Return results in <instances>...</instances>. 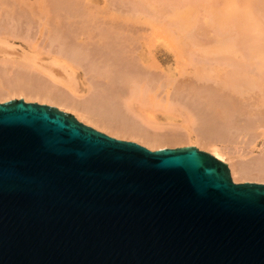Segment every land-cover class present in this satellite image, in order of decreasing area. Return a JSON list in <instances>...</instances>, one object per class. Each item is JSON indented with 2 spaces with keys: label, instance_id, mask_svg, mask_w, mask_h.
<instances>
[{
  "label": "water",
  "instance_id": "water-1",
  "mask_svg": "<svg viewBox=\"0 0 264 264\" xmlns=\"http://www.w3.org/2000/svg\"><path fill=\"white\" fill-rule=\"evenodd\" d=\"M0 264H264V184L196 147L0 103Z\"/></svg>",
  "mask_w": 264,
  "mask_h": 264
},
{
  "label": "rangeland",
  "instance_id": "rangeland-1",
  "mask_svg": "<svg viewBox=\"0 0 264 264\" xmlns=\"http://www.w3.org/2000/svg\"><path fill=\"white\" fill-rule=\"evenodd\" d=\"M7 1H9V2H12V4H17V5H22V7L23 8H26V10H27V12L30 14V13H32V14H30V16H31V18H29V17H14V18H10V17H8V19L5 17H2V14H3V12H1V16H0V26H1V28H2V26H5V27H3L2 29L0 28V37L2 36V35H4L5 37H7L8 35V37H9V45L8 46H6V45H4V49L3 50H1L0 51V81L1 82H4L5 84L8 82V83H14L15 81H18V80H20V79H23V80H27L28 79V77L30 78V77H32V78H30V79H32V80H35V77H36V80H38V82L39 83H41L42 85H44V88H45V85H50V86H46V88H49V87H51V91H56V89L58 90V91H65V92H68L67 90V88L65 87V86H63L61 83H56L55 81H53L52 80V78L50 77V76H48V75H50L49 74V72H50V68L51 69H64V64H66V62H65V60L66 61H70V58H74L75 59V56H76V58H77V56L78 55H75V52L77 51V46H76V44L78 45V46H80V43L78 42V40L80 39V37H81V39L80 40H83L85 37V35H83V37L82 36H80V35H78V36H80L79 37V39H77L78 38V36L77 35H75V33L73 34V32H71L70 33V31H68V32H65L64 34V36H63V34H58V33H56V32H51V30H52V27L54 26V23L55 22H50V24L49 25H46L45 26V23L42 21V19L39 17V16H41V13H40V10L38 9V5L40 4V0H7ZM95 1V3H98L99 4V8H103V7H105V6H107V7H111V8H108V9H110L109 11L111 12L112 11V13H117V14H120V11H121V15H129V16H138V15H141L142 14V16H146V17H148L149 15H148V13L147 12H149V14H151V15H155L154 17H156V18H154V17H152L151 16V18H150V16L148 17V18H150V19H152V20H154V24L157 26V27H155V25L154 26H151V25H146V24H138V25H136L137 26V28H138V26L139 27H142V29H144L145 30V32L147 33V35H148V38H150V44H151V42H153L152 44H154V45H152V50H153V56L150 54L149 56H150V62H151V66H149L148 67V64H143V63H140L139 64V66H138V70L140 71V73L138 74V76H136V78L137 79H135L134 80V83L135 84H133L132 82H130L131 83V85L128 83L127 84V86L129 85V88L127 87V86H125V87H127V88H125V87H122V88H118V90H117V92H115L116 91V87H112L113 88V90H111L110 89V91L108 92V94H110V92L112 91H114L113 93H111V94H115V96L113 95V97L112 96H110V95H106V97H104V95L107 93V91L105 90V92H100V91H102L103 90V88H104V84H105V82H104V80H100L99 79V81L97 82V80H96V83H95V81H93L94 83H95V87H96V85H97V87L96 88H100V87H102V90H101V88L99 89L98 88V90H99V92H98V90H94L93 91V89H91V87L90 86H88V85H86V87H87V90L88 91H93V92H86L85 90H86V87L84 86V87H82V91H84L83 93H81L80 94V96H76V97H74L75 95H73V98H78L79 100H81V101H84V103L86 102V103H88V104H90L91 106L94 104L95 105V103H96V105L97 106H100L99 107V110L96 108V109H93L94 110V112H98V113H105V110H106V113L105 114H107V115H111V111H113L112 112V115L113 116H115V115H117L116 117L118 118V119H122L124 116L127 118V124H130L132 127L134 126V124L135 123H138V124H136L135 125V128H138L139 126V128L138 129H147L146 130V132L145 133H151V134H154V137H157V136H155V135H158L159 137H161L162 136V134H163V136L162 137H164V136H166V135H168V134H166V133H171V131H172V135H174V136H183V138L186 136L187 137V141H186V139H185V141H181V142H183V143H181L180 142V144L178 143V144H173L174 143V141L172 142V144H171V142H169L167 145V148H171V149H175V148H184V147H196L197 149H199V150H201V151H204V152H207V153H209V154H212V150L209 148H204V147H202L200 144H198V143H195V140H194V137L195 136H199L200 134H202L203 135V137L200 135V137L201 138H204L205 139V137H206V139L208 138V137H211V140L213 141L214 139L215 140H217V142L216 143H218L220 146H223V145H225L226 147H228V150L230 149V151H228V153H229V155H233V158H234V160H232L233 158H232V156H226L225 158H224V160H222L223 162H225L227 165H228V167H229V162H230V160H231V162H232V164H246V165H250V166H252L251 168H252V174H250L251 176L254 174V176H257L258 175V177L259 178H257L256 177V179L253 177H249V178H239V180H237V179H233V177H232V180H233V182L234 183H246V182H251V183H261V184H264V180L262 179V178H264V173H262L261 172V170H260V168L264 171V168H263V166H264V132H263V130H264V126L262 127V125L261 126H259L258 128V130H257V132H254V133H248L247 135H248V137H247V139H245V137L247 136H242V134H241V132L239 131L238 132V130H233V129H231L230 130V128L228 127V131H227V128L226 127H222V126H220L219 124L220 123H218V122H215V120H213V118L214 119H216L214 116L212 117H210V114H207V112L205 111V112H203V110H204V108L203 107H201V105L198 103L199 102V100L198 101H196V98L193 96V93H194V91H193V93L191 94L190 93V89L188 88L190 85H192L195 89H197L198 88V90H200V88H202L203 89V85H205V87L207 86L208 87V85H209V87L210 86H212L213 88H218L219 87V85H218V87H215V84L217 85V83L218 82H220V77H221V79H222V81L220 82V84H223L224 82H225V80L226 79H228L227 77H229V83H234V82H236V81H238L239 82V80H242V81H244V77H245V72L244 71H251V72H257V70L259 69V68H263V70H264V67H263V64H264V39H263V37H264V0H254V2L252 3V5H251V12H250V14L245 18V20H244V22H243V26H237V22H235V21H233V22H230V23H227L226 25L224 24H222V25H220V24H218L217 22L215 23V19L209 14V17H208V14L206 13L205 15H207V17L205 16V15H203V14H201V13H199V14H201V15H199L198 13L197 14H194V16H193V19L188 23V22H184V23H182V22H179L178 20H177V22H176V20H169V17H171L172 15H174V13L175 12H177L178 11V9L179 10H181V9H183V8H185V7H193V6H190V2H191V0H181L182 2H181V4H180V6L183 4V2H184V5H185V7L182 5V7H180V6H178L179 4H176V3H179V2H170L171 4L173 3V4H176V7H173L172 5H170V3H169V1H171V0H159V1H154V0H94ZM133 1H135V2H137V4L135 5L134 3H133ZM148 1V2H147ZM151 1V2H150ZM162 1H164V2H162ZM172 1H174V0H172ZM176 1V0H175ZM177 1H180V0H177ZM204 0H195V2H194V0L192 1L193 3H192V5L194 4V6H196L197 7V4L199 3H201V2H203ZM206 1V0H205ZM132 2V3H131ZM156 2V3H155ZM169 4H168V3ZM187 2V5L185 4ZM259 2V3H258ZM105 3H106V5H105ZM109 3V4H108ZM111 3V4H110ZM138 3H139V6H143V9L142 10H137L138 9V7H137V5H138ZM147 3V4H146ZM154 5H153V4ZM190 3V4H189ZM196 3V4H195ZM257 3V4H256ZM101 4V5H100ZM122 4V5H121ZM131 6H130V5ZM144 4V5H143ZM156 4V5H155ZM159 4V5H158ZM162 4V5H161ZM259 4H260V6H259ZM110 5V6H109ZM160 6V7H158V6ZM164 5H166V7L164 6ZM169 5L171 6V7H169ZM215 5V4H214ZM263 5V6H262ZM102 6V7H101ZM126 6V7H125ZM133 6V7H132ZM151 6H153V10L154 11H151L152 10V8H151ZM162 6V7H161ZM236 6V7H235ZM30 7H32L35 11H32V9L30 8ZM131 7V8H130ZM135 7H137V8H135ZM146 7V8H145ZM157 7L159 8L158 9V11H160V13H161V11H162V13H164V14H159V12L157 11ZM165 7V8H164ZM169 7V8H168ZM256 7V8H255ZM127 8V9H126ZM133 8V9H132ZM150 8V9H149ZM156 8V9H155ZM167 8V9H166ZM174 8H175V10H174ZM231 8H233L232 10H236V11H238L239 10V8H240V5H233V6H230V9ZM115 9V10H114ZM144 9H146L145 11H144ZM148 9H149V11H148ZM170 9V10H169ZM177 9V10H176ZM255 11H253V10ZM261 9H262V11H261ZM114 10V11H113ZM120 10V11H119ZM132 10V11H131ZM165 10V11H164ZM170 12H169V11ZM116 11V12H115ZM138 11V12H137ZM139 11H142L141 13L139 12ZM147 11V12H146ZM158 13H157V12ZM258 11H260V12H258ZM126 12V13H125ZM135 12V13H134ZM134 13V14H133ZM140 13V14H139ZM157 15H156V14ZM168 13V14H167ZM171 13V14H170ZM254 13V14H253ZM6 13L4 12V15H5ZM131 14V15H130ZM145 14V15H144ZM166 14V15H165ZM170 14V15H169ZM169 15V16H168ZM201 16V17H198V18H202V19H196L197 17L196 16ZM253 15V16H252ZM259 15V16H258ZM203 16H205V17H203ZM2 17V18H1ZM158 17H160V18H158ZM166 17V18H165ZM211 17V18H210ZM10 18V19H9ZM23 18H25V19H23ZM163 18V19H162ZM165 18V19H164ZM205 18V19H204ZM207 18H208V20H207ZM14 21H13V20ZM28 19V20H27ZM45 19V18H44ZM158 19V20H157ZM251 19V20H250ZM3 20H4V22H3ZM5 20H8V21H5ZM163 20H164V23H163ZM210 20H211V22H210ZM247 20V21H246ZM250 20V21H249ZM261 20H263L262 22H261ZM20 21V22H19ZM23 21V22H22ZM158 21H160V22H158ZM167 21V22H166ZM193 21V22H192ZM195 21V22H194ZM198 23H197V22ZM209 21V22H208ZM27 22V23H26ZM170 22V23H169ZM249 22V23H248ZM4 23V24H3ZM20 23V24H19ZM31 23V24H30ZM168 23V24H167ZM186 23H188V24H186ZM195 23V24H194ZM196 23H197V25H196ZM206 23H207V25H206ZM233 23V24H232ZM245 23H246V25H245ZM248 23V24H247ZM258 23V24H257ZM260 23H261V25H260ZM24 24V25H23ZM162 24H163V26H162ZM166 24V25H165ZM170 24H171V26H170ZM181 25V27H180V25ZM182 24H184V25H182ZM199 24V25H198ZM205 24V25H204ZM212 24V25H211ZM231 24V25H230ZM257 26H256V25ZM160 27H159V26ZM196 25V26H195ZM208 25H209V27L210 28H206V27H208ZM233 25V26H232ZM20 26V27H19ZM169 26V27H168ZM196 28H195V27ZM202 28H201V27ZM204 26V27H203ZM36 27V28H35ZM44 28V29H42V28ZM191 29H190V28ZM193 27V28H192ZM238 27H239V29H238ZM157 28V29H156ZM170 28V29H169ZM172 28H173V30H172ZM211 28H213V29H211ZM216 28H218V29H216ZM259 30H257V29ZM4 29V30H3ZM6 29V30H5ZM41 29V30H40ZM141 29V30H142ZM155 29V30H154ZM165 29V30H164ZM176 29V30H175ZM179 29H180V31H179ZM195 29V30H194ZM202 29V30H201ZM207 29H211L210 31L209 30H206ZM215 29H216V32H219V34L218 33H216L215 32ZM225 29H227V30H225ZM235 29V30H234ZM244 29V30H243ZM42 30H43V34H41V32H42ZM162 30V31H161ZM167 30H170L171 31V33H170V31H167ZM224 30V31H223ZM234 32H233V31ZM240 30V31H239ZM158 31V32H157ZM166 31L169 33H166ZM174 31V32H173ZM175 31H176V33H175ZM214 31V35L216 36V34H217V36L215 37V36H213L212 35V32ZM227 31V32H226ZM239 31V32H238ZM253 31H254V33H253ZM6 32H7V36H6ZM12 32V33H11ZM154 32V33H153ZM189 32V33H188ZM195 33V37L193 36V33ZM208 32V34H206ZM225 32H226V34H225ZM228 32H229V35H228ZM236 32V33H235ZM239 34H238V33ZM246 34H245V33ZM258 32V33H257ZM1 33H4V34H1ZM68 33V34H67ZM164 33L166 34V35H164ZM201 33H203V35H201ZM222 33H224L225 34V38L224 37H222L223 36V34ZM232 33V34H231ZM53 36H52V35ZM155 34V35H154ZM157 34V35H156ZM178 34V35H177ZM206 34V35H205ZM220 34H221V36H220ZM240 34H242V35H240ZM261 34V35H260ZM50 35V36H49ZM152 35V36H151ZM159 35V36H158ZM172 35H174V36H180L181 38H185L184 40L186 41V44H188V45H186L185 46V49L187 50L186 52V57H187V60H189V61H187V64H186V71L184 72V73H187L186 75L185 74H183L182 72V68H180V67H178L177 66V64H176V62H177V56H173V54H175L176 55V52L173 50V52L174 53H172V49H170V45H173L172 44V39H174L173 37H171ZM228 35V36H227ZM231 35H233V36H231ZM236 35V37H234ZM244 35H245V38H244ZM252 35V36H251ZM253 35H255L254 37H253ZM57 36V37H56ZM59 36V37H58ZM70 36V37H69ZM74 36V37H73ZM157 36V37H156ZM161 36V37H160ZM170 36V37H169ZM185 36H189V37H185ZM199 36H201V37H199ZM204 36V37H203ZM211 36V37H210ZM3 37V36H2ZM52 37V38H51ZM63 37V38H62ZM156 37V38H155ZM207 37V38H206ZM253 37V38H252ZM257 37H259L258 39H257ZM170 38V39H169ZM188 38V39H187ZM193 38V40H191L190 41V39H192ZM216 38V39H215ZM227 38V39H226ZM231 39V41H230V39ZM237 38V39H236ZM238 38H239V40H238ZM248 38V39H247ZM73 41H72V40ZM163 39V40H162ZM202 40V42H204V44L201 42V40ZM212 39V40H211ZM226 39V40H225ZM234 39H236V40H234ZM244 39H245V41H244ZM260 39V40H259ZM51 40V41H50ZM77 40V41H76ZM86 39H84L83 41H85ZM154 40V41H153ZM160 40V41H159ZM199 41V43H198V41ZM204 40H206V41H204ZM211 40V41H210ZM218 40V41H217ZM157 41H159V42H157ZM194 41V42H193ZM210 41V42H209ZM215 41V42H214ZM224 41H226V43L224 42ZM231 43H230V42ZM233 41V42H232ZM235 41H237V42H235ZM244 41V42H243ZM56 42V43H55ZM67 42V43H66ZM162 42V43H161ZM165 42L167 43V45H165V46H163L164 44H165ZM202 44H201V43ZM208 42V43H207ZM222 42H224V43H222ZM60 43V44H59ZM70 43V44H69ZM156 43V44H155ZM158 43H160V44H158ZM191 43H193V44H191ZM210 43V44H209ZM212 43H213V45H212ZM238 43V44H237ZM62 44V45H61ZM162 44V45H161ZM207 44V45H206ZM223 44H225V46L223 45ZM235 44V45H234ZM237 44V45H236ZM240 44V45H239ZM258 44H259V46H258ZM66 45V46H65ZM70 45V46H69ZM194 45H195V48H194ZM198 45V46H197ZM209 45V46H208ZM212 45V47H210ZM223 45V46H222ZM228 45V46H227ZM232 45V46H231ZM248 45V46H247ZM250 45V46H249ZM256 45V46H255ZM10 46V47H9ZM51 46V47H50ZM56 46V47H55ZM190 46V47H189ZM197 46V47H196ZM238 46V47H240V46H242V47H240V49L237 47V49H236V47ZM245 46V47H244ZM62 47V48H61ZM73 48V50H75L74 52L72 51V48ZM167 47V48H166ZM205 47V48H204ZM209 49H208V48ZM213 47H215V48H213ZM251 47H254L253 49L251 48ZM255 47H256V49H255ZM258 47H262V48H258ZM64 48H65V50H64ZM70 48V49H69ZM75 48V49H74ZM194 48V49H193ZM197 48V49H196ZM199 48V49H198ZM230 48V49H229ZM244 48H245V50H244ZM247 48L249 49V52H248V50H247ZM62 49H63V51H62ZM203 49V50H202ZM213 49V50H212ZM231 49H233V50H231ZM235 49V50H234ZM243 49V51H241ZM169 50H171V52L169 51ZM190 50V51H189ZM196 50V51H195ZM217 50V51H216ZM240 50V51H239ZM252 52H251V51ZM254 50V51H253ZM257 50V51H256ZM59 51V52H58ZM100 51L99 49L97 50L96 49V51L94 52V54H92L93 55V57L95 56V57H97L98 59L96 60V61H91V62H89V60H91V59H84L82 56H83V54H81L80 56H81V58L78 56V59H77V62L79 61V63H77V65L76 64H74V65H76L77 66V68L79 69L78 70V73H80L81 75H83L84 73H82V71H83V69L86 71V73L88 74L89 73V75L90 76H92V73H93V69L92 68H94L95 69V63H98V64H96L97 66H99V69L100 70H102V68H106V67H108L109 65H112V64H114L113 63V61H110L111 60V58L113 57V56H110L109 58H108V53L106 54V52L104 53V51H100L99 53L98 52ZM192 51V52H191ZM194 51V52H193ZM202 51V52H201ZM215 51V52H214ZM228 51V52H227ZM231 51V52H230ZM261 51H263V52H261ZM71 52H73V53H71ZM102 52V53H101ZM190 52V53H189ZM204 52V53H203ZM218 52V53H217ZM221 52H222V55H221ZM247 52V53H246ZM59 53H61L62 54V57L63 56H65L64 57V59L65 60H62L63 61V63L61 62V60H59V58H60V54ZM66 55H65V54ZM67 53H69V55H67ZM97 53V54H96ZM104 53V54H103ZM223 53H224V55H223ZM243 53V54H242ZM245 53V54H244ZM251 53V54H250ZM261 53H262V56H261ZM50 54V55H49ZM64 54V55H63ZM248 54L250 55V56H248ZM72 55V56H71ZM104 55H106V57L109 59V61L108 62H112V64L111 63H109V65H108V62H107V58L106 57H103L102 58V56H104ZM188 55V56H187ZM204 55V56H203ZM209 55V56H208ZM235 55V56H234ZM244 55V56H243ZM69 56H70V58H69ZM151 56H152V59H151ZM193 57L192 59H191V57ZM198 56V57H197ZM223 56V57H222ZM228 58H227V57ZM230 56V57H229ZM233 56H234V59H233ZM239 56V57H238ZM241 56V57H240ZM244 58H243V57ZM248 56V57H247ZM253 56V57H252ZM221 57H222V61L219 63L218 61L219 60H221ZM237 57V58H236ZM245 57H247V58H245ZM252 57V59H250ZM72 58V59H73ZM101 58L103 59V61L101 60ZM175 59V61H174V59ZM209 58V59H208ZM214 58V59H213ZM216 58V59H215ZM225 58V59H224ZM250 60H249V59ZM260 58V59H259ZM84 59V60H83ZM106 59V60H105ZM190 59H191V62H190ZM201 59H202V61H201ZM206 59L208 60V62L206 61ZM227 59V60H226ZM228 59H229V61H228ZM236 59V60H235ZM240 59V60H239ZM81 60V61H80ZM101 60V61H100ZM193 60H195V61H193ZM204 60V61H203ZM209 60H210V62H209ZM212 60V61H211ZM217 60V61H216ZM242 60H244V61H242ZM252 60V61H251ZM257 60V61H256ZM98 61V62H97ZM154 61H155V63H154ZM207 63H206V62ZM214 61V62H213ZM233 61H235V62H233ZM239 63H238V62ZM251 61V62H250ZM85 62V63H84ZM93 62V63H92ZM95 62V63H94ZM158 62V63H157ZM175 62V63H174ZM204 64H203V63ZM215 62H216V65H215ZM218 62V63H217ZM250 62V63H249ZM253 62V63H252ZM257 62V63H256ZM90 63H92L93 65H91ZM105 63H106V65H105ZM154 63V64H153ZM209 63H211V64H209ZM233 63V64H232ZM243 63V64H242ZM245 63H246V65H245ZM251 64L250 66H249V64ZM256 63V64H255ZM101 64V65H100ZM155 64H157V65H155ZM175 64H176V67H175ZM193 66H192V65ZM195 64V65H194ZM209 64V65H208ZM217 64H219V65H217ZM238 64H240V65H238ZM258 64V65H257ZM260 64V65H259ZM85 65V66H84ZM116 65H117V63H116ZM119 65V67H121V69H122V66H120V64H118ZM143 67H142V66ZM144 65H145V67H144ZM146 65H147V67H146ZM188 65H189V68L190 67H192L193 69L191 70V69H188ZM197 65V66H196ZM221 65V67H219ZM229 65V66H228ZM231 65L233 66V67H231ZM235 65H237L236 67H235ZM254 67H253V66ZM80 66H82L81 68V70H80ZM87 66H90L89 68H90V70H89V68H87ZM91 66H93V67H91ZM101 66V67H100ZM102 66H104V67H102ZM140 66H141V68H140ZM156 66V68H154V67ZM157 66H159V67H157ZM194 66H195V68H194ZM207 66V67H206ZM214 66V67H213ZM225 66H226V68H225ZM240 66V67H239ZM244 66V67H243ZM260 66V67H259ZM85 67V68H84ZM178 67V68H177ZM202 67H203V69H202ZM210 67V68H209ZM217 67V68H216ZM239 67V68H238ZM245 67H250L249 69L248 68H246V69H242L241 70V68H245ZM46 68H48V69H46ZM143 68H144V70H143ZM148 68V69H147ZM152 68H154V70L152 69ZM180 68V69H179ZM207 68V70H211V71H208L207 72V70H205ZM221 69V71H220V69ZM228 68H229V71H228ZM252 68V69H251ZM120 69V68H119ZM142 69V70H141ZM147 69V70H146ZM151 69V70H150ZM215 69H219V72L217 71V73L215 72ZM248 69V70H247ZM254 69H255V71H254ZM92 70V71H91ZM104 70V69H103ZM174 70V71H173ZM179 70H180V72H179ZM189 70V71H188ZM193 72H191V71ZM194 70V71H193ZM234 70V71H233ZM239 70V71H238ZM143 71V72H142ZM200 71V72H199ZM227 71L229 72V74H227ZM238 71V72H237ZM241 71H243V73L241 74ZM84 72V71H83ZM92 72V73H91ZM142 72V73H141ZM179 72V73H178ZM191 72V73H190ZM204 72V73H203ZM207 72V73H206ZM215 72V73H214ZM197 73V74H196ZM211 73H213V74H211ZM179 74H181V75H179ZM196 74V75H195ZM210 74V75H209ZM233 74V75H232ZM238 74H240V75H238ZM88 75V76H89ZM148 75H150V76H148ZM182 75H183V77H182ZM184 75H185V77H184ZM188 75V76H187ZM213 75V76H212ZM218 77H217V76ZM223 75H225L224 77H223ZM235 75H237V76H235ZM22 76V77H21ZM24 76H28V77H25V79L23 78ZM87 76V77H88ZM147 76V77H146ZM155 76V77H154ZM176 76V77H175ZM192 76V77H191ZM194 76H196V77H194ZM198 76V77H197ZM207 76V77H206ZM233 76H235V77H233ZM241 76V77H240ZM244 76V77H243ZM34 77V78H33ZM144 77V78H143ZM146 77V78H145ZM171 77V78H170ZM189 77V78H188ZM200 77V78H199ZM203 77V78H202ZM212 77V78H211ZM232 77V78H231ZM248 77V78H247ZM246 78H247V80L248 81H253L254 80V78H250L249 76H247ZM140 78V80L138 81V79ZM143 78V79H142ZM147 78H148V80H147ZM150 78V79H149ZM173 78V79H172ZM176 78V79H175ZM196 78H198L197 80H196ZM215 78V79H214ZM226 78V79H225ZM234 78H237V79H235V80H233ZM242 78V79H241ZM13 79V80H12ZM15 79V80H14ZM88 79H90L91 81H92V77L91 78H89L88 77ZM166 79H167V81H166ZM175 79V81H173ZM224 79V80H223ZM10 80V81H9ZM143 80V81H142ZM168 80H170V82L168 81ZM201 80V81H200ZM205 80V81H204ZM206 80H209L208 82H209V84H208V82L206 81ZM216 80H218V82L216 81ZM228 80H226V82L228 81ZM6 81V82H5ZM137 81H138V83H140V82H143L142 84L140 83V84H138L137 85ZM148 81V82H147ZM152 81V82H151ZM164 82V84H163V82ZM166 81V82H165ZM203 81V82H202ZM231 81V82H230ZM234 81V82H233ZM0 82V85L2 84ZM145 82V83H144ZM158 82H161V85L158 83ZM173 82H175L174 84H173ZM186 82H187V84H186ZM190 82H192V83H190ZM205 82H207V83H205ZM217 82V83H216ZM7 83V84H8ZM10 83V84H11ZM44 83V84H43ZM102 83V84H101ZM149 83V84H148ZM168 83H170V85L168 84ZM203 85H202V84ZM211 83H212V85H211ZM249 83V82H248ZM132 84H133V86H132ZM145 85V87H144V85ZM158 84H159V87H158ZM168 84V85H167ZM184 84V85H183ZM186 84V85H185ZM190 84V85H189ZM214 84V85H213ZM219 84V83H218ZM101 85V86H100ZM135 85H136V87H135ZM140 85H142L141 87L142 88H140L139 86ZM150 85L152 88L151 89H147V87ZM164 85V86H163ZM172 85H173V87H174V89H173V91H172ZM53 86V87H52ZM131 86V87H130ZM163 88H162V87ZM165 86H167L166 88V90H165ZM171 86V88H169V87ZM175 86H177V87H175ZM180 88H179V87ZM199 86V87H198ZM94 87V86H93ZM95 87H94V89H95ZM132 87H134L133 89H132ZM110 88V87H109ZM124 88L126 89V90H124ZM131 88V89H130ZM137 88H138V90H137ZM148 88H150V87H148ZM162 88V89H161ZM188 88V89H187ZM55 89V90H54ZM139 89H141L140 91H139ZM156 89H158L159 90V92H158V90H156ZM179 89V90H178ZM122 91V93H124L123 94V97H119V93L121 94V96H122V93H121V91ZM123 90L124 91H126V92H123ZM146 90H148V91H146ZM150 90L152 91V90H155V92H154V94L155 93H158L157 95H158V97L156 96L155 98H157L156 99V101L154 100V97H152L151 96V94L153 93V92H150ZM163 90V91H162ZM171 90V91H170ZM189 90V91H188ZM118 91H119V93H118ZM127 91H131V92H128L127 93ZM136 91V92H135ZM138 91H139V93L141 92V95L143 96H141V95H138L139 93H138ZM144 91V93H142ZM170 93H169V92ZM185 91V92H184ZM203 92H204V90H202ZM201 90H200V92H202ZM133 92V93H132ZM188 92V93H187ZM192 92V91H191ZM197 92V91H196ZM200 92H198L197 94H199ZM69 93V92H68ZM87 93V95H88V97H87V95H85ZM88 93H90V94H88ZM93 93H95V94H100V98H98V94L97 95H95V94H93ZM104 93V94H103ZM127 95H126V94ZM148 93H150V95L148 94ZM167 93L168 94H171V95H169V99H168V96H167ZM179 93V94H178ZM19 93H15V94H11V96H8V94H3V96L0 94V98L2 99L3 97H4V95H7V96H5L2 100L0 99V103H7V102H10V101H12V100H20V99H23L25 102H27V103H38V104H46V105H50V106H54V107H56L57 108V106L56 105H54V104H51L50 102H46V101H44V102H42V100H36V98H28V97H26V95H18ZM92 94V95H91ZM103 94V95H102ZM186 94V95H185ZM196 94V95H197ZM9 95H10V93H9ZM70 95H71V93H70ZM83 95L85 96V97H83ZM93 95H95V97L93 96ZM129 95V97H127ZM145 95V96H144ZM151 97V98H149V96ZM201 95H202V93H201ZM90 96H92V97H90ZM97 96V97H96ZM139 96L141 97V99L139 98ZM146 96H148V98L150 99V101L148 100V98L146 97ZM82 97V98H81ZM87 97V98H86ZM108 97V98H107ZM116 97V98H115ZM127 97V98H126ZM131 97V98H130ZM137 97V98H136ZM145 97V98H144ZM238 96H235L234 98H237ZM81 98V99H80ZM96 98H98V99H96ZM105 100H104V99ZM117 98H119V99H117ZM124 98V99H123ZM135 98V99H134ZM139 98V99H138ZM77 99V100H78ZM83 99V100H82ZM87 99V100H86ZM93 99H95L94 101H92ZM109 99L111 100H113L112 102H110L109 101ZM118 101H117V100ZM123 99V100H122ZM127 99H128V101H127ZM130 99H132V100H130ZM193 99V100H192ZM238 99V98H237ZM109 102H108V101ZM148 100V101H147ZM153 100V101H152ZM163 100V101H162ZM91 101V102H90ZM102 101V102H101ZM116 103H115V102ZM122 101V102H121ZM158 101V102H157ZM159 101H160V103H159ZM171 103H169V102ZM192 101V102H191ZM102 104H101V103ZM104 102V103H103ZM106 102H108V103H106ZM118 102V103H117ZM127 102V103H126ZM148 104H147V103ZM153 102V103H152ZM155 102H157V103H155ZM190 102L192 103V104H190ZM92 103V104H91ZM111 103V104H110ZM129 103H131V104H129ZM151 103V104H150ZM160 104V105H157V104ZM161 103H164V104H161ZM196 103V104H195ZM105 104V105H104ZM108 104H110L111 105V110L109 109V107H110V105H109V107H107V105ZM113 104H114V107H113ZM116 104H118V105H116ZM121 104V105H120ZM93 105V108L96 106H94ZM102 105H104V106H102ZM134 105H135V107H134ZM166 105H168V106H166ZM170 105V106H169ZM193 105V106H192ZM96 106V107H97ZM106 106V107H105ZM116 106H118V107H116ZM161 106V107H160ZM162 106H163V108H162ZM173 106V107H172ZM197 106V107H196ZM103 107H105L104 108V110L102 111V108ZM128 107H129V109H128ZM164 107H166V108H164ZM171 109H169V108ZM180 107H181V109H180ZM199 107H200V109H199ZM106 108H108V112H107V109ZM117 108V109H116ZM121 108V109H120ZM132 108H133V111H132ZM134 108H135V110L136 111H134ZM173 108V109H172ZM183 108V109H182ZM194 108V109H193ZM198 108V109H197ZM201 108H202V110H201ZM114 109V110H113ZM119 112V110H120V113L119 114H122V113H124V115H123V117H121V118H119L120 116H119V114H118V112L116 111V110ZM131 109V110H130ZM174 109H178L177 110V112H176V110H174ZM59 110H62V109H59ZM96 110H98V111H96ZM110 110V111H109ZM123 110V111H122ZM167 110V111H166ZM168 110H169V112H168ZM184 110V111H183ZM196 110V111H195ZM62 111H64V112H67V113H70V114H72V115H74L75 116V118H76V114H74V112L72 111V112H69V111H66V110H62ZM122 111V112H121ZM134 112V113H133ZM167 114H166V113ZM176 112V113H175ZM187 112V113H186ZM189 112V113H188ZM205 113V114H204ZM115 114V115H114ZM140 114V115H139ZM170 114V115H169ZM207 114V115H206ZM172 115V116H171ZM191 115V116H190ZM201 115V116H200ZM203 115V116H202ZM209 116V117H208ZM115 118V117H114ZM129 118V119H128ZM205 118V119H204ZM206 118H208V119H206ZM254 117H248V118H245V120H246V122H248L249 124H255L256 123V119H254L255 120V122H254ZM78 121H80L78 118H76ZM124 119L125 118H123V120H121V122L123 121V123L125 122L126 123V121H124ZM151 119V120H150ZM189 119V120H188ZM248 119V120H247ZM252 119V120H251ZM146 120V121H145ZM148 120V121H147ZM251 120V121H250ZM153 121H154V123H153ZM194 121V122H193ZM213 121V122H212ZM80 122H82L83 124H85V125H87V126H90V127H92V128H94V129H96V130H98L99 132H102V133H104V134H106V135H108V136H110V137H113V138H116V139H120V140H126V141H132V142H136V143H138V144H140V145H142V146H144V147H146V148H148V149H150V150H152V151H155V150H159L158 148H159V146H154L155 144H151V143H147L146 144V142L147 141H145V142H143V139L141 140L140 138H138L137 137V139H134L131 135H127V136H129V138H127V137H125V136H123V135H119V134H116V136L114 135V133L113 132H107V131H105L103 128L101 129L100 127H98V129L96 128V127H94V126H92V125H90V124H87V123H85V122H83V121H80ZM130 122V123H129ZM131 122L132 123H134L133 125L131 124ZM186 122H187V124H186ZM152 123V124H151ZM210 123V124H209ZM213 123H215V124H213ZM216 123H218V124H216ZM213 124V125H212ZM253 124V125H254ZM138 125V126H137ZM209 125H211V126H209ZM215 125L217 126L216 128H215ZM129 126V125H128ZM137 126V127H136ZM155 126V127H154ZM188 126H190V128L191 129H189V127ZM207 126V127H206ZM194 127V128H193ZM213 127H214V130H213ZM219 127V129H217ZM262 127V128H261ZM207 128V129H206ZM171 131H170V130ZM185 130V131H187V134H188V131L190 132L189 134H188V136L191 134L192 135V139H190L188 136H187V134H185V136H184V134L183 133H186L185 131H181V130ZM257 129V128H256ZM255 129V130H256ZM261 129H263V130H261ZM102 130H104V131H102ZM168 132H167V131ZM173 130L175 131V132H173ZM193 130V131H192ZM197 130V131H196ZM200 132H199V131ZM206 130V131H205ZM208 130V131H207ZM219 130V131H218ZM223 132H225V133H223ZM148 131V132H147ZM196 131V132H195ZM156 132H158V134H156ZM164 132V133H163ZM166 132V133H165ZM177 132H179L178 134L179 135H177L176 133ZM181 132H182V134H181ZM199 132V133H198ZM230 132V133H229ZM113 135H112V134ZM174 133V134H173ZM196 133H198L197 135H196ZM111 134V135H110ZM195 136H194V135ZM211 136H210V135ZM252 134V135H251ZM119 135V136H118ZM209 135V136H208ZM258 135V136H257ZM118 136V137H117ZM153 136V135H152ZM224 136V137H223ZM240 136H241V138H240ZM122 137V138H121ZM130 137H132V138H130ZM213 137V138H212ZM254 139H253V138ZM188 139L189 140H191V141H188ZM205 139V140H206ZM139 140H141V141H139ZM208 140H210V138H208ZM179 141V140H178ZM178 141H175L176 143L178 142ZM225 141V142H224ZM215 142V141H214ZM223 142V144H221V143ZM246 143V144H245ZM160 145V144H159ZM153 147L152 149L151 148H149V147ZM232 150V151H231ZM213 155V154H212ZM214 156V155H213ZM228 157H230V158H228ZM227 159V160H226ZM260 159V160H259ZM236 160V161H235ZM229 161V162H228ZM261 161V162H260ZM259 163V164H258ZM260 167H258V166ZM263 165V166H262ZM254 166V167H253ZM257 168H259L258 170L261 172L260 173V175H259V171L256 173V171H257ZM229 169H230V167H229ZM256 170V171H255ZM231 172V171H230ZM262 174H263V177H262ZM231 176H232V174H231ZM260 176H261V179H260ZM252 178V179H251Z\"/></svg>",
  "mask_w": 264,
  "mask_h": 264
},
{
  "label": "bare ground",
  "instance_id": "bare-ground-1",
  "mask_svg": "<svg viewBox=\"0 0 264 264\" xmlns=\"http://www.w3.org/2000/svg\"><path fill=\"white\" fill-rule=\"evenodd\" d=\"M152 1V0H151ZM150 1V2H151ZM154 1H156V0H154ZM157 1H159V0H157ZM156 1V2H157ZM166 1V0H165ZM187 1V0H186ZM193 0H191V4H190V6H193V7H185V5H184V2H183V6L185 7V8H183V9H181V10H179L178 9V11L177 12H175L174 13V15H172L171 17H169V20H176V22H177V20L179 21V22H182V23H184V22H190L192 19H193V16H194V14H199V13H201V14H203V15H205L206 13L208 14V17H209V14L215 19V23L217 22L218 24H220V25H226L227 23H230V22H233V21H235V22H237L236 24H237V26H243V22H244V20H245V18L250 14V12H251V5H252V3L254 2V0H204L203 2H201L200 4L198 3L197 4V7L196 6H194V4L192 5V2ZM138 2V1H137ZM137 2H135V1H133V3L136 5L137 4ZM148 2V1H147ZM153 2V1H152ZM155 2V3H156ZM162 2H164V1H162ZM170 2H179V3H176V4H179L178 6H180V4H181V0L180 1H169V3ZM194 2H195V0H194ZM132 3V2H131ZM168 3V2H167ZM168 3V4H169ZM259 3V2H258ZM109 4V3H108ZM111 4V3H110ZM147 4V3H146ZM153 4V3H152ZM173 4V3H172ZM171 3H170V5H172ZM176 4H173L172 6L173 7H176ZM186 5H187V2L185 3ZM196 4V3H195ZM215 4V5H214ZM257 4V3H256ZM101 5V4H100ZM105 5H106V3H105ZM122 5V4H121ZM130 5V4H129ZM144 5V4H143ZM154 5V4H153ZM156 5V4H155ZM159 5V4H158ZM157 5V6H158ZM162 5V4H161ZM169 5V7H171ZM182 5L180 6V7H182ZM233 5H240V8H239V10L238 11H236V10H232L233 8H231L230 9V6H233ZM110 6V5H109ZM131 6V5H130ZM165 7H166V5H164ZM177 6V7H178ZM259 6H260V4H259ZM263 6V5H262ZM100 6H99V4L98 3H95V1L94 0H40V4L38 5V9L40 10V13H41V16H39L41 19H42V21L45 23V26L46 25H49L50 24V22H55L54 23V26L52 27V30H51V32H56V33H58V34H63V36L65 35L64 33L65 32H68V31H70V33L71 32H73V34L75 33V35H80V36H82L83 37V35H85L84 37V39H86L85 41H83V40H80L81 39V37L80 36H78V38L77 39H79V37H80V39L78 40V42L80 43V46H78L77 44H76V48H77V51L75 52V55H78L80 58H81V54H83V58L86 60V59H91V60H89V62H91V61H96L98 58L97 57H93V55L92 54H94V52L96 51V49L98 50H100V51H104V53L106 52V54L108 53V58L110 57V56H113L112 58H111V60L110 61H113V63L114 64H112V62H108L109 61V59L106 57V55H104V56H102V58L103 57H106L108 60H107V62H108V65H109V63H111L112 65H109L108 67H106V68H102V70H100L99 69V66H97L96 64H98V63H95L94 65L96 66L95 67V69L94 68H92L93 69V73H92V76H90L89 75V73L87 74L86 73V71L83 69V71H82V73H84L83 75H81L80 73H78V68H77V63H79V61L77 62V59H78V56H77V58H76V56H75V59L73 58H70V56H69V58H70V61H66L65 59H64V57L65 56H63L62 57V54L61 53H59L61 56H60V58H59V60H65V62H66V64H64L63 63V61L61 60V62L64 64V69H49L50 70V72H49V74L50 75H48V76H50L51 78H52V80L53 81H55L56 83H61L63 86H65L68 90V92H65L64 90L62 91H58L57 89H56V91H51V87H49V88H46V86L48 85H45V88H44V85H42L41 83H39L38 82V80H36V77H35V80H32V79H30V78H32V77H28V76H24L23 78L25 79V77H28V79L27 80H23V79H20V80H18V81H15L14 83H4V82H1L2 84L0 85V94L3 96V94H8V96H11V94L13 93V94H15V93H19L18 95H26V97H28V98H36V100L38 99H40V100H42V102H44V101H48V102H50L51 104H54V105H56L57 106V108L58 109H62V110H66V111H69V112H74V114H76V118H78L80 121H83V122H85V123H87V124H90V125H92V126H94V127H96L97 129H98V127H100L101 129L103 128L105 131H107V132H113L114 133V135L116 136V134H119V135H123V136H125V137H127V138H129V136H127V135H131L134 139H137V137L138 138H140L141 140L143 139V142H145V141H147L146 142V144L147 143H151V144H155L154 146L156 147V146H159V150L160 149H164V148H167V146L169 145L168 143L169 142H171V144H172V142L174 141V143L173 144H180V142L181 141H185V139H186V141H187V137L185 136V134H187V131H185V130H181L182 132L183 131H185L186 133H183L184 134V138H183V136L181 137L178 133L179 132H177L176 134L177 135H179V136H174V135H172V129L170 130L171 131V133L169 132V133H166V134H168V135H166V136H164V137H162L163 136V134H162V136L161 137H159L158 135V132H156V134H158V135H155V136H157V137H154V134H151L150 132L147 134V133H145L146 132V130L145 129H138V128H135V125L136 124H138V123H132L131 122V124L133 125L134 124V126L132 127L130 124H127L128 122L126 121L127 120V118L124 116L123 117V115H124V113H122V114H119L120 113V110H119V112H118V114H119V118H121V117H123V118H125L124 119V121H126V123L124 122L123 123V121L121 122V120H123V118L120 120V119H118L116 116L117 115H115V116H113L112 115V112L113 111H111V115L109 114V115H107V114H105L106 113V110H105V113H96V112H94V110L93 109H98L99 110V107L100 106H97L96 105V103H95V105L97 106H95L94 104V108H93V105L91 106L90 104H88V103H84V101H81V100H79L78 98V100L76 99V98H73V95H75L74 97H78V96H80V94L81 93H83L84 91H82V87H86V85H88V86H90L91 87V89H93V91L94 90H98V88H96L97 87V85H96V87H95V83H96V80H97V82L99 81V79L100 80H104V82H105V84H104V88H103V90H102V87H100L101 88V90L102 91H100V92H105V90L107 91V93L104 95V97H106V95L108 94V92L110 91V89L114 86V87H118L119 89L120 88H122V87H125V86H127V84L129 83L130 85H131V83L130 82H132L133 84H135L134 83V80L135 79H137L136 78V76H138V74L140 73V71L138 70V66H139V64L140 63H143V64H148V67L149 66H151L152 64H151V62H150V54L153 56V50H152V45H154V44H152L153 42H151V44H150V38H148V35H147V33L145 32V28L144 29H142V27H139L138 26V28H137V26L136 25H138L139 23L140 24H146V25H151V26H154L155 24H154V20H152V19H150L151 18V16L152 17H154L153 15H151V14H149V9H148V11L149 12H147L148 13V15L150 16V18H148V17H146V16H142V14L141 15H138V16H129V15H121V11H120V14H117V13H112V11L110 12L109 10L110 9H108V8H111V7H107V6H105V7H103V8H99ZM102 7V6H101ZM126 7V6H125ZM133 7V6H132ZM137 7H138V9L137 10H142L143 9V6H139V3H138V5H137ZM137 7H135V8H137ZM158 7H160V6H158ZM157 7V11H158V8ZM162 7V6H161ZM164 7V8H165ZM168 7V8H169ZM176 7V8H177ZM236 7V6H235ZM31 9H32V11H35L32 7H30ZM131 8V7H130ZM142 8V9H141ZM146 8V7H145ZM151 8H152V10L151 11H154L153 10V6H151ZM179 8V7H178ZM256 8V7H255ZM264 8V7H263ZM127 9V8H126ZM133 9V8H132ZM156 9V8H155ZM167 9V8H166ZM115 10V9H114ZM113 10V11H114ZM146 9H144V11H145ZM170 10V9H169ZM168 10V11H169ZM174 10H175V8H174ZM177 10V9H176ZM253 10V9H252ZM264 10V9H263ZM132 11V10H131ZM156 11V12H157ZM165 11V10H164ZM254 11V10H253ZM261 11H262V9H261ZM1 12H3V14H2V17H6L7 19H8V17H10V18H14V17H29V18H31V16H30V14H32V13H28L27 12V10H26V8H23L22 7V5H17V4H12V2H9V1H7V0H0V14H1ZM4 12L6 13L5 15H4ZM116 12V11H115ZM138 12V11H137ZM140 13L142 12V11H139ZM159 12V14H164V13H162V11H161V13H160V11H158ZM157 12V13H158ZM170 12V11H169ZM255 12V11H254ZM258 12H260V11H258ZM126 13V12H125ZM135 13V12H134ZM133 13V14H134ZM139 13V14H140ZM143 13V12H142ZM151 13V12H150ZM156 14V13H155ZM168 14V13H167ZM171 14V13H170ZM169 14V15H170ZM201 14H199V15H201ZM254 14V13H253ZM131 15V14H130ZM145 15V14H144ZM157 15V14H156ZM166 15V14H165ZM168 15V16H169ZM196 16L197 18V20L198 19H202V18H198V17H201V16ZM1 16V15H0ZM206 17H207V15H205ZM205 16H203V17H205ZM253 16V15H252ZM259 16V15H258ZM1 17V18H2ZM18 17V18H19ZM9 18V19H10ZM45 18V19H44ZM154 18H156V17H154ZM158 18H160V17H158ZM166 18V17H165ZM164 18V19H165ZM211 18V17H210ZM15 19V18H14ZM23 19H25V18H23ZM163 19V18H162ZM205 19V18H204ZM13 20V19H12ZM28 20V19H27ZM158 20V19H157ZM207 20H208V18H207ZM251 20V19H250ZM249 20V21H250ZM264 20V19H263ZM263 20H261V22L263 21ZM5 21H8V20H5ZM14 21V20H13ZM199 21V20H198ZM247 21V20H246ZM3 22H4V20H3ZM20 22V21H19ZM23 22V21H22ZM158 22H160V21H158ZM167 22V21H166ZM193 22V21H192ZM195 22V21H194ZM197 22V21H196ZM209 22V21H208ZM210 22H211V20H210ZM27 23V22H26ZM163 23H164V20H163ZM170 23V22H169ZM188 23H186V24H188ZM198 23V22H197ZM197 23H196V25H197ZM249 23V22H248ZM247 23V24H248ZM4 24V23H3ZM20 24V23H19ZM31 24V23H30ZM154 24V25H153ZM168 24V23H167ZM195 24V23H194ZM233 24V23H232ZM258 24V23H257ZM24 25V24H23ZM157 25V24H156ZM155 25V27H157ZM166 25V24H165ZM180 25V24H179ZM182 25H184V24H182ZM195 25V26H196ZM199 25V24H198ZM205 25V24H204ZM206 25H207V23H206ZM212 25V24H211ZM231 25V24H230ZM245 25H246V23H245ZM256 25V24H255ZM260 25H261V23H260ZM6 26V25H5ZM5 26H2V28L3 27H5ZM159 26V25H158ZM162 26H163V24H162ZM170 26H171V24H170ZM194 26V27H195ZM233 26V25H232ZM257 26V25H256ZM20 27V26H19ZM160 27V26H159ZM169 27V26H168ZM180 27H181V25H180ZM201 27V26H200ZM204 27V26H203ZM239 27H238V29H239ZM0 28H1V26H0ZM1 28V29H2ZM36 28V27H35ZM42 28V27H41ZM190 28V27H189ZM193 28V27H192ZM196 28V27H195ZM202 28V27H201ZM206 28H210L209 27V25H208V27H206ZM42 29H44V28H42ZM142 29V30H141ZM157 29V28H156ZM170 29V28H169ZM191 29V28H190ZM211 29H213V28H211ZM210 29V30H211ZM216 29H218V28H216ZM216 29H215V32H216ZM257 29V28H256ZM4 30V29H3ZM6 30V29H5ZM41 30V29H40ZM155 30V29H154ZM165 30V29H164ZM172 30H173V28H172ZM176 30V29H175ZM195 30V29H194ZM202 30V29H201ZM206 30V29H205ZM207 30H209V29H207ZM206 30V31H207ZM209 30V31H210ZM225 30H227V29H225ZM235 30V29H234ZM244 30V29H243ZM258 30V29H257ZM162 31V30H161ZM167 31H170V30H167ZM166 31V33H168ZM179 31H180V29H179ZM224 31V30H223ZM233 31V30H232ZM240 31V30H239ZM238 31V32H239ZM259 31V30H258ZM1 32V31H0ZM158 32V31H157ZM174 32V31H173ZM212 32V31H211ZM227 32V31H226ZM226 32H225V34H226ZM234 32V31H233ZM237 32V33H238ZM12 33V32H11ZM154 33V32H153ZM170 33H171V31H170ZM175 33H176V31H175ZM189 33V32H188ZM193 33V32H192ZM196 33V32H195ZM195 33H193V36L195 35ZM216 33H218L219 34V32H216ZM236 33V32H235ZM245 33V32H244ZM253 33H254V31H253ZM258 33V32H257ZM264 33V32H263ZM1 34H4V33H1ZM41 34H43V30H42V32H41ZM68 34V33H67ZM169 34V33H168ZM206 34H208V32L206 33ZM205 34V35H206ZM223 34V36L222 37H224L225 36V34L224 33H222ZM232 34V33H231ZM239 34V33H238ZM246 34V33H245ZM5 35V34H4ZM4 35H2L1 37H0V51L1 50H3L5 47H4V45H6V46H8L9 45V35L7 36V32H6V36L7 37H5ZM52 35V34H51ZM155 35V34H154ZM157 35V34H156ZM164 35H166L165 33H164ZM178 35V34H177ZM201 35H203V33H201ZM212 35L213 36H215L214 35V31L212 32ZM228 35H229V32H228ZM227 35V36H228ZM240 35H242V34H240ZM261 35V34H260ZM264 35V34H263ZM50 36V35H49ZM53 36V35H52ZM152 36V35H151ZM159 36V35H158ZM171 36V35H170ZM169 36V37H170ZM181 36V35H180ZM176 37V36H174V35H172L171 37H173L174 39H172V44L173 45H170V49H172V53H174L173 52V50L176 52V55L175 54H173V56H177L176 58H177V62H176V64H177V66L178 67H180V68H182V73L183 74H187V73H184L185 71H186V64H187V61H189V60H187V57H186V49H185V46L186 45H188V44H186V39L184 40L183 38H181V37ZM216 36H217V34H216ZM215 36V37H216ZM220 36H221V34H220ZM231 36H233V35H231ZM252 36V35H251ZM255 35H253V37H254ZM57 37V36H56ZM59 37V36H58ZM70 37V36H69ZM74 37V36H73ZM157 37V36H156ZM155 37V38H156ZM161 37V36H160ZM185 37H189V36H185ZM195 37V36H194ZM199 37H201V36H199ZM204 37V36H203ZM211 37V36H210ZM234 37H236V35L234 36ZM252 37V38H253ZM52 38V37H51ZM63 38V37H62ZM202 38V37H201ZM207 38V37H206ZM225 38V37H224ZM244 38H245V35H244ZM255 38V37H254ZM259 37H257V39H258ZM170 39V38H169ZM188 39V38H187ZM216 39V38H215ZM227 39V38H226ZM225 39V40H226ZM230 39V38H229ZM237 39V38H236ZM236 39H234V40H236ZM248 39V38H247ZM263 39H264V37H263ZM72 40V39H71ZM163 40V39H162ZM191 40H193V38L192 39H190V41ZM201 40V39H200ZM199 40V41H200ZM212 40V39H211ZM210 40V41H211ZM238 40H239V38H238ZM260 40V39H259ZM51 41V40H50ZM73 41V40H72ZM77 41V40H76ZM154 41V40H153ZM160 41V40H159ZM159 41H157V42H159ZM198 41V40H197ZM199 41H198V43H199ZM204 41H206V40H204ZM209 41V42H210ZM218 41V40H217ZM230 41H231V39H230ZM229 41V42H230ZM244 41H245V39H244ZM243 41V42H244ZM194 42V41H193ZM201 42H202V40H201ZM200 42V43H201ZM215 42V41H214ZM225 43H226V41H224ZM224 42H222V43H224ZM233 42V41H232ZM235 42H237V41H235ZM56 43V42H55ZM67 43V42H66ZM162 43V42H161ZM203 44H204V42H202ZM201 43V44H202ZM208 43V42H207ZM231 43V42H230ZM60 44V43H59ZM70 44V43H69ZM156 44V43H155ZM158 44H160V43H158ZM191 44H193V43H191ZM210 44V43H209ZM238 44V43H237ZM236 44V45H237ZM62 45V44H61ZM162 45V44H161ZM165 45H167V43L165 42V44L163 45V46H165ZM207 45V44H206ZM212 45H213V43H212ZM212 45L210 46V47H212ZM224 46H225V44H223ZM222 45V46H223ZM235 45V44H234ZM240 45V44H239ZM66 46V45H65ZM70 46V45H69ZM168 46V45H167ZM198 46V45H197ZM196 46V47H197ZM209 46V45H208ZM228 46V45H227ZM232 46V45H231ZM248 46V45H247ZM250 46V45H249ZM256 46V45H255ZM258 46H259V44H258ZM10 47V46H9ZM51 47V46H50ZM56 47V46H55ZM190 47V46H189ZM236 47V46H235ZM238 47V46H237ZM237 47H236V49H237ZM240 47H242V46H240ZM240 47H238L239 49H240ZM245 47V46H244ZM3 48V49H2ZM62 48V47H61ZM72 48V47H71ZM167 48V47H166ZM194 48H195V45H194ZM193 48V49H194ZM205 48V47H204ZM208 48V47H207ZM213 48H215V47H213ZM252 49L254 48V47H251ZM259 49L260 48H262V47H258ZM70 49V48H69ZM75 49V48H74ZM197 49V48H196ZM199 49V48H198ZM209 49V48H208ZM230 49V48H229ZM255 49H256V47H255ZM263 49V48H262ZM64 50H65V48H64ZM76 50V49H75ZM75 50H73V48H72V51L74 52ZM203 50V49H202ZM213 50V49H212ZM231 50H233V49H231ZM235 50V49H234ZM244 50H245V48H244ZM247 50H248V52H249V49L247 48ZM264 50V49H263ZM62 51H63V49H62ZM99 51V52H100ZM170 52H171V50H169ZM190 51V50H189ZM196 51V50H195ZM217 51V50H216ZM240 51V50H239ZM241 51H243V49L241 50ZM251 51V50H250ZM254 51V50H253ZM257 51V50H256ZM59 52V51H58ZM73 52H71V53H73ZM98 52V51H97ZM98 52V53H99ZM192 52V51H191ZM194 52V51H193ZM202 52V51H201ZM215 52V51H214ZM228 52V51H227ZM231 52V51H230ZM252 52V51H251ZM261 52H263V51H261ZM81 53V54H80ZM102 53V52H101ZM103 53V54H104ZM190 53V52H189ZM204 53V52H203ZM218 53V52H217ZM247 53V52H246ZM65 54V53H64ZM63 54V55H64ZM97 54V53H96ZM100 54V53H99ZM243 54V53H242ZM245 54V53H244ZM251 54V53H250ZM50 55V54H49ZM66 55V54H65ZM67 55H69V53H67ZM110 55V56H109ZM221 55H222V52H221ZM223 55H224V53H223ZM72 56V55H71ZM152 56H151V59H152ZM188 56V55H187ZM204 56V55H203ZM209 56V55H208ZM235 56V55H234ZM234 56H233V59H234ZM244 56V55H243ZM242 56V57H243ZM248 56H250L249 54H248ZM247 56V57H248ZM261 56H262V53H261ZM191 57V56H190ZM198 57V56H197ZM223 57V56H222ZM222 57H221V60H219L218 62L220 63L223 59H222ZM227 57V56H226ZM230 57V56H229ZM239 57V56H238ZM241 57V56H240ZM247 57H245V58H247ZM253 57V56H252ZM252 57L250 58V59H252ZM101 58V60L103 61V59ZM193 57H191V59H192ZM228 58V57H227ZM237 58V57H236ZM244 58V57H243ZM83 59V60H84ZM174 59V58H173ZM191 59H190V62H191ZM209 59V58H208ZM214 59V58H213ZM216 59V58H215ZM225 59V58H224ZM249 59V58H248ZM249 59V60H250ZM260 59V58H259ZM100 60V61H101ZM106 60V59H105ZM227 60V59H226ZM236 60V59H235ZM240 60V59H239ZM81 61V60H80ZM174 61H175V59H174ZM193 61H195V60H193ZM201 61H202V59H201ZM204 61V60H203ZM206 61L208 62V60L206 59ZM205 61V62H206ZM212 61V60H211ZM217 61V60H216ZM228 61H229V59H228ZM242 61H244V60H242ZM252 61V60H251ZM250 61V62H251ZM257 61V60H256ZM98 62V61H97ZM206 62V63H207ZM209 62H210V60H209ZM214 62V61H213ZM217 62V63H218ZM233 62H235V61H233ZM238 62V61H237ZM249 62V63H250ZM85 63V62H84ZM93 63V62H92ZM92 63H90L91 65H93ZM116 63H117V65H116ZM154 63H155V61H154ZM153 63V64H154ZM158 63V62H157ZM175 63V62H174ZM203 63V62H202ZM239 63V62H238ZM248 63V64H249ZM253 63V62H252ZM257 63V62H256ZM255 63V64H256ZM74 64H76V65H74ZM118 64H120V66H122V69H121V67H119V65ZM176 64H175V67H176ZM204 64V63H203ZM209 64H211V63H209ZM208 64V65H209ZM233 64V63H232ZM243 64V63H242ZM101 65V64H100ZM105 65H106V63H105ZM155 65H157V64H155ZM192 65V64H191ZM195 65V64H194ZM215 65H216V62H215ZM217 65H219V64H217ZM238 65H240V64H238ZM245 65H246V63H245ZM251 64H249V66H250ZM258 65V64H257ZM260 65V64H259ZM85 66V65H84ZM142 66V65H141ZM141 66H140V68H141ZM193 66V65H192ZM197 66V65H196ZM229 66V65H228ZM237 65H235V67H236ZM253 66V65H252ZM255 66V65H254ZM253 66V67H254ZM82 66H80V70L83 68H81ZM90 66H87V68H89ZM91 67H93V66H91ZM101 67V66H100ZM102 67H104V66H102ZM143 67V66H142ZM144 67H145V65H144ZM146 67H147V65H146ZM154 67V66H153ZM157 67H159V66H157ZM177 67V68H178ZM207 67V66H206ZM214 67V66H213ZM219 67H221V65L219 66ZM231 67H233L232 65H231ZM240 67V66H239ZM238 67V68H239ZM244 67V66H243ZM260 67V66H259ZM263 67H264V64H263ZM85 68V67H84ZM120 68V69H119ZM154 68H156V66L154 67ZM154 68H152L153 70H154ZM179 68V69H180ZM194 68H195V66H194ZM210 68V67H209ZM217 68V67H216ZM225 68H226V66H225ZM246 68H248V67H245V68H241V70L242 69H246ZM250 68V67H249ZM248 68V69H249ZM46 69H48V68H46ZM104 69V70H103ZM148 69V68H147ZM146 69V70H147ZM188 69H193L192 67H190L189 68V65H188ZM202 69H203V67H202ZM220 69V68H219ZM219 69L217 70V69H215V72L217 73V71L219 72ZM247 69V70H248ZM252 69V68H251ZM89 70H90V68H89ZM142 70V69H141ZM143 70H144V68H143ZM151 70V69H150ZM190 70V71H191ZM205 70H207V68L205 69ZM217 70V71H216ZM92 71V70H91ZM174 71V70H173ZM189 71V70H188ZM194 71V70H193ZM208 71H211L210 69L209 70H207V72ZM220 71H221V69H220ZM228 71H229V68H228ZM227 71V74H229V72ZM234 71V70H233ZM239 71V70H238ZM237 71V72H238ZM254 71H255V69H254ZM143 72V71H142ZM141 72V73H142ZM179 72H180V70H179ZM178 72V73H179ZM192 72V71H191ZM190 72V73H191ZM200 72V71H199ZM206 72V73H207ZM214 72V73H215ZM245 72V77H244V81H242V80H239V82L238 81H236V82H234V83H229V77H227L228 79H226V80H228L227 82H226V80H225V82L223 83V84H220V82L222 81V79H221V77H220V82H218V80H216L217 82V85L215 84V87H218V85H219V87L218 88H213L212 86H210L209 87V85H208V87L206 86L205 87V85H203L202 83V85L204 86L203 87V89L202 88H200V90L202 91V90H204V92L202 91V92H200V90H198V88L197 89H195L192 85H190L188 88L190 89V93L192 94L193 93V91H194V93H193V96L196 98V101H198L199 100V104L201 105V107H203L204 108V110H203V112H207V114H210V117L212 116H214L216 119H214L213 118V120H215V122H218V123H220L219 125L220 126H222V127H226L227 128V131H228V127L230 128V130L231 129H233V130H238V132L240 131L241 132V134H242V136H246L249 132L250 133H254V132H257V130L259 129L258 127L259 126H261L262 125V127L264 126V70H263V68H259L258 70H257V72H251V71H244ZM193 73V72H192ZM204 73V72H203ZM243 73V71H241V74ZM197 74V73H196ZM195 74V75H196ZM211 74H213V73H211ZM89 75V76H88ZM179 75H181V74H179ZM185 75H184V77H185ZM210 75V74H209ZM233 75V74H232ZM238 75H240V74H238ZM1 76V75H0ZM89 78H91L92 77V81L90 80V79H88V77ZM148 76H150V75H148ZM188 76V75H187ZM213 76V75H212ZM217 76V75H216ZM225 75H223V77H224ZM235 76H237V75H235ZM235 76H233V77H235ZM247 76H249L251 79L252 78H254V80L253 81H248L247 80ZM22 77V76H21ZM147 77V76H146ZM145 77V78H146ZM155 77V76H154ZM176 77V76H175ZM182 77H183V75H182ZM192 77V76H191ZM194 77H196V76H194ZM198 77V76H197ZM207 77V76H206ZM218 77V76H217ZM241 77V76H240ZM247 77V78H246ZM34 78V77H33ZM144 78V77H143ZM142 78V79H143ZM171 78V77H170ZM189 78V77H188ZM200 78V77H199ZM203 78V77H202ZM212 78V77H211ZM232 78V77H231ZM96 79V80H95ZM150 79V78H149ZM173 79V78H172ZM176 79V78H175ZM175 79L173 80V81H175ZM198 78H196V80H197ZM215 79V78H214ZM235 79H237V78H234L233 80H235ZM242 79V78H241ZM13 80V79H12ZM15 80V79H14ZM140 80V78L138 79V81ZM147 80H148V78H147ZM224 80V79H223ZM238 80V79H237ZM10 81V80H9ZM93 81H95V83L93 82ZM138 81H137V85L138 84H142L143 82H140V83H138ZM143 81V80H142ZM166 81H167V79H166ZM165 81V82H166ZM169 82H170V80H168ZM201 81V80H200ZM205 81V80H204ZM207 82L209 81V80H206ZM6 82V81H5ZM148 82V81H147ZM152 82V81H151ZM163 82V81H162ZM203 82V81H202ZM207 82H205V83H207ZM231 82V81H230ZM249 82V83H248ZM145 83V82H144ZM160 85H161V82H158ZM175 82H173V84H174ZM190 83H192V82H190ZM44 84V83H43ZM102 84V83H101ZM133 84H132V86H133ZM149 84V83H148ZM159 84H158V87H159ZM163 84H164V82H163ZM169 85H170V83H168ZM167 84V85H168ZM186 84H187V82H186ZM185 84V85H186ZM193 84V83H192ZM208 84H209V82H208ZM144 85V84H143ZM146 85V84H145ZM145 85H144V87H145ZM175 85V84H174ZM184 85V84H183ZM188 85V84H187ZM211 85H212V83H211ZM214 85V84H213ZM48 86H50V85H48ZM47 86V87H48ZM95 87V89H94V87ZM101 86V85H100ZM142 85H140L139 87L140 88H142L141 87ZM148 86V85H147ZM164 86V85H163ZM53 87V86H52ZM110 87V88H109ZM128 88H129V85L127 86ZM127 87H125V88H127ZM131 87V86H130ZM135 87H136V85H135ZM148 87H150V88H148ZM147 87V89L149 90V89H151L152 87L149 85ZM162 87V86H161ZM167 86H165V90L167 89L166 88ZM169 87V86H168ZM175 87H177V86H175ZM179 87V86H178ZM199 87V86H198ZM99 88V89H100ZM118 88L116 89V91L115 92H117V90H118ZM124 88V90H126ZM134 87H132V89H133ZM163 88V87H162ZM161 88V89H162ZM169 88H171V86L169 87ZM180 88V87H179ZM187 88V89H188ZM131 89V88H130ZM172 91H173V89H174V87H173V85H172ZM55 90V89H54ZM111 90H113V88L111 89ZM123 90V92H126V91H124ZM137 90H138V88H137ZM141 89H139V91H140ZM148 90H146V91H148ZM156 90H158V89H156ZM179 90V89H178ZM86 92L88 91L87 90V87H86V90H85ZM93 91H88V92H93ZM113 91V92H114ZM121 91V90H120ZM139 91H138V93H139ZM163 91V90H162ZM171 91V90H170ZM189 91V90H188ZM192 91V92H191ZM197 91V92H196ZM95 92V91H94ZM98 92H99V90H98ZM112 91L110 92V94L111 93H113ZM114 92V93H115ZM128 92H131V91H127V93ZM136 92V91H135ZM150 92H153L152 94H151V96L152 97H154V100L156 101V99L157 98H155L156 96L158 97V93H155L154 94V92H155V90H150ZM158 92H159V90H158ZM169 92V91H168ZM185 92V91H184ZM198 92H200L199 94H197ZM9 93H10V95H9ZM70 93H71V95H70ZM118 93H119V91H118ZM121 93H122V91H121ZM133 93V92H132ZM142 93H144V91L142 92ZM170 93V92H169ZM188 93V92H187ZM201 93H202V95H201ZM88 94H90V93H88ZM93 94H95V93H93ZM98 94V93H97ZM97 94H95V95H97ZM101 94V93H100ZM100 94H98L99 96H98V98H100L101 96H100ZM104 94V93H103ZM102 94V95H103ZM110 94H108V95H110ZM123 94L124 93H122V96H121V94L119 93V97H123ZM126 94V93H125ZM145 94V93H144ZM149 95H150V93H148ZM179 94V93H178ZM197 94V95H196ZM85 95H87V93L85 94ZM92 95V94H91ZM95 95H93L94 97H95ZM113 95L115 96V94H111L110 96H112L113 97ZM127 95V94H126ZM138 95H141V92L138 94ZM143 95V94H142ZM141 95V96H142ZM148 95V96H149ZM169 95H171V94H168L167 93V96H168V99L170 98L169 97ZM186 95V94H185ZM5 96H7V95H4V97ZM145 96V95H144ZM148 96H146L147 98H148ZM235 96H238L237 98H234ZM3 97V98H4ZM83 97H85L84 95H83ZM87 97H88V95H87ZM86 97V98H87ZM90 97H92V96H90ZM97 97V96H96ZM127 97H129V95L127 96ZM126 97V98H127ZM143 97V96H142ZM2 98V99H3ZM6 98V97H5ZM82 98V97H81ZM80 98V99H81ZM89 98V97H88ZM93 98V97H92ZM98 98H96V99H98ZM108 98V97H107ZM116 98V97H115ZM131 98V97H130ZM137 98V97H136ZM139 98L141 99V97L139 96ZM138 98V99H139ZM145 98V97H144ZM149 98H151L150 96H149ZM148 98V100L150 101V99ZM159 98V97H158ZM1 99V98H0ZM1 99V100H2ZM101 99V98H100ZM104 99V98H103ZM117 99H119V98H117ZM116 99V100H117ZM124 99V98H123ZM122 99V100H123ZM135 99V98H134ZM83 100V99H82ZM87 100V99H86ZM95 99H93L92 101H94ZM105 100V99H104ZM114 100V99H113ZM112 99L110 100L109 99V101L110 102H112L113 101ZM130 100H132V99H130ZM147 100V101H148ZM193 100V99H192ZM96 101V100H95ZM108 101V100H107ZM108 101V102H109ZM118 101V100H117ZM127 101H128V99H127ZM153 101V100H152ZM163 101V100H162ZM91 102V101H90ZM102 102V101H101ZM100 102V103H101ZM108 102H106V103H108ZM115 102V101H114ZM122 102V101H121ZM129 102V101H128ZM158 102V101H157ZM157 102H155V103H157ZM169 102V101H168ZM192 102V101H191ZM190 102V104H192ZM104 103V102H103ZM116 103V102H115ZM118 103V102H117ZM127 103V102H126ZM147 103V102H146ZM153 103V102H152ZM159 103H160V101H159ZM157 104V105H160V104ZM170 103V102H169ZM92 104V103H91ZM102 104V103H101ZM111 104V103H110ZM110 104H108L107 105V107H109V105ZM129 104H131V103H129ZM148 104V103H147ZM151 104V103H150ZM161 104H164V103H161ZM171 104V103H170ZM196 104V103H195ZM105 105V104H104ZM104 105H102V106H104ZM116 105H118V104H116ZM121 105V104H120ZM166 106H168V105H166ZM170 106V105H169ZM193 106V105H192ZM106 107V106H105ZM105 107H101L102 108V111L104 110V108ZM113 107H114V104H113ZM116 107H118V106H116ZM134 107H135V105H134ZM161 107V106H160ZM173 107V106H172ZM197 107V106H196ZM136 108V107H135ZM135 108H134V111H136L135 110ZM162 108H163V106H162ZM164 108H166V107H164ZM169 108V107H168ZM107 109V112H108V108H106ZM109 109L111 110V105H110V107H109ZM121 109V108H120ZM128 109H129V107H128ZM170 109V108H169ZM173 109V108H172ZM180 109H181V107H180ZM183 109V108H182ZM194 109V108H193ZM198 109V108H197ZM199 109H200V107H199ZM98 110H96V111H98ZM109 110V111H110ZM114 110V109H113ZM131 110V109H130ZM171 110V109H170ZM174 110H176V109H174ZM178 110V109H177ZM177 110H176V112H177ZM201 110H202V108H201ZM123 111V110H122ZM121 111V112H122ZM132 111H133V108H132ZM167 111V110H166ZM184 111V110H183ZM196 111V110H195ZM168 112H169V110H168ZM175 112V113H176ZM109 113V112H108ZM114 113V112H113ZM134 113V112H133ZM166 113V112H165ZM187 113V112H186ZM189 113V112H188ZM167 114V113H166ZM205 114V113H204ZM206 114V115H207ZM140 115V114H139ZM170 115V114H169ZM172 116V115H171ZM191 116V115H190ZM201 116V115H200ZM203 116V115H202ZM115 117V118H114ZM209 117V116H208ZM248 117H254V119H256V123L253 125V124H249L248 122H246V120H245V118H248ZM129 119V118H128ZM205 119V118H204ZM206 119H208V118H206ZM253 119V118H252ZM251 119V120H252ZM253 119V120H254ZM151 120V119H150ZM189 120V119H188ZM248 120V119H247ZM250 120V121H251ZM146 121V120H145ZM148 121V120H147ZM194 122V121H193ZM213 122V121H212ZM254 122H255V120H254ZM130 123V122H129ZM153 123H154V121H153ZM218 123H216V124H218ZM152 124V123H151ZM186 124H187V122H186ZM210 124V123H209ZM213 124H215V123H213ZM212 124V125H213ZM129 125V126H128ZM138 126V125H137ZM136 126V127H137ZM209 126H211V125H209ZM155 127V126H154ZM189 127V129H191L190 128V126H188ZM207 127V126H206ZM217 126L215 125V128H216ZM261 127V128H262ZM194 128V127H193ZM257 128V129H256ZM207 129V128H206ZM217 129H219V127L217 128ZM256 129V130H255ZM104 130H102V131H104ZM168 130V131H169ZM213 130H214V127H213ZM235 130V131H236ZM261 130H263V129H261ZM167 131V130H166ZM167 131V132H168ZM193 131V130H192ZM197 131V130H196ZM195 131V132H196ZM199 131V130H198ZM206 131V130H205ZM208 131V130H207ZM219 131V130H218ZM222 131V130H221ZM148 132V131H147ZM173 132H175L174 130H173ZM182 132H181V134H182ZM200 132V131H199ZM198 132V133H199ZM223 132V131H222ZM263 132H264V130H263ZM164 133V132H163ZM190 132L188 131V134H189ZM198 133H196V135L198 134ZM223 133H225V132H223ZM230 133V132H229ZM258 133V132H257ZM112 134V133H111ZM110 134V135H111ZM174 134V133H173ZM188 134H187V136H188ZM226 134V133H225ZM264 134V133H263ZM113 135V134H112ZM118 135V136H119ZM153 135V136H152ZM194 135V134H193ZM202 137H203V135L202 134H200ZM200 135L198 136H195L194 137V140H195V143H198V144H200L202 147H204V148H210L211 150H212V154L216 157V158H218V159H220V160H224V158L228 155V156H232V158H233V155H229V153H228V151H230V149L228 150V147H226L225 145H223V146H220L218 143H216L217 142V140H211V137H208V138H210V140H208V138L206 139V137H205V139L204 138H201L200 137ZM210 135V134H209ZM208 135V136H209ZM252 135V134H251ZM117 136V137H118ZM211 136V135H210ZM258 136V135H257ZM132 137H130V138H132ZM190 139H192L193 137H192V135L190 134L189 136H188ZM224 137V136H223ZM247 137H248V135L245 137V139H247ZM122 138V137H121ZM132 138V139H133ZM213 138V137H212ZM240 138H241V136H240ZM253 138V137H252ZM254 139V138H253ZM141 140H139V141H141ZM179 140V141H178ZM175 141H178L177 143L175 142ZM188 141H191V140H189L188 139ZM215 141V142H214ZM225 142V141H224ZM181 143H183V142H181ZM221 143V142H220ZM160 144V145H159ZM168 144V145H167ZM221 144H223V142L221 143ZM246 144V143H245ZM149 147V146H148ZM149 148H151V147H149ZM153 148V147H152ZM151 148V149H152ZM232 151V150H231ZM228 158H230V157H228ZM231 159V158H230ZM227 160V159H226ZM232 160H234V158L232 159ZM260 160V159H259ZM236 161V160H235ZM229 162V161H228ZM261 162V161H260ZM264 163V162H263ZM259 164V163H258ZM258 166V165H257ZM263 166V165H262ZM229 167H230V171H231V174H232V177H233V179L235 178V179H237V180H239V178H249L251 175L250 174H252V171L254 170H252V166H248V165H246V164H232V162H231V160H230V162H229ZM254 167V166H253ZM259 167V166H258ZM260 168V167H259ZM259 168H257V171H256V173L259 171L258 169ZM263 168H264V166H263ZM260 170H261V172L262 173H264V171L260 168ZM260 171L258 172L259 173V175H260V173H261ZM252 178L254 177L255 179H256V177L257 178H259L258 177V175L257 176H254V174L251 176ZM262 177H263V174H262ZM251 178V179H252ZM234 179V180H235ZM260 179H261V176H260ZM263 180H264V178H262ZM261 179V180H262ZM236 181V180H235Z\"/></svg>",
  "mask_w": 264,
  "mask_h": 264
}]
</instances>
